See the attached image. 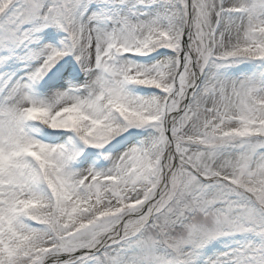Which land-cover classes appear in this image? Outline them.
Listing matches in <instances>:
<instances>
[{
	"label": "snow or ice",
	"instance_id": "snow-or-ice-1",
	"mask_svg": "<svg viewBox=\"0 0 264 264\" xmlns=\"http://www.w3.org/2000/svg\"><path fill=\"white\" fill-rule=\"evenodd\" d=\"M0 264H264V0H0Z\"/></svg>",
	"mask_w": 264,
	"mask_h": 264
}]
</instances>
